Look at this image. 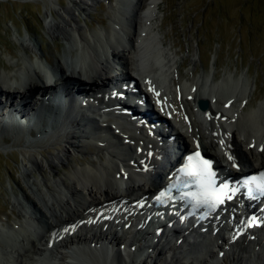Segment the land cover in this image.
I'll return each instance as SVG.
<instances>
[{"label": "bare ground", "instance_id": "bare-ground-1", "mask_svg": "<svg viewBox=\"0 0 264 264\" xmlns=\"http://www.w3.org/2000/svg\"><path fill=\"white\" fill-rule=\"evenodd\" d=\"M40 1L48 9L47 35L62 38L67 48L53 59L39 39L18 35V46L28 59L13 63V71L0 66V129L21 140L24 136L12 131L19 128L34 139L13 141L22 149L23 185L18 187L20 196L11 200L18 223L14 221L11 230L7 226L6 232L13 238L0 229V264H108L110 258L117 264H224L225 259L227 264H264V227L251 233L252 241L241 238L235 243L218 235L199 236L194 229L187 235L186 230L162 231L159 237L154 230L140 231L147 245L135 250L137 240L125 227L127 219L119 227L121 235L109 228L82 227L72 239L52 241L55 231L59 236L71 222L88 219L91 208L157 190L155 183L163 176L156 157L164 158L165 148L153 142L144 126H136L132 116L116 110L119 101L111 97L107 85L134 73L154 111L161 109L171 118L172 123L163 122L162 128H170L177 148L202 147L227 172L232 164L229 155L245 168L264 167V102L248 107L254 89L247 76L234 80L227 74L217 81L215 57L209 71L195 75L200 59L195 54L196 62L190 59L191 76L184 75L187 80L181 83L183 58L176 61L177 54L154 23L159 0H102L110 5L109 27L97 21L104 27L100 32L83 26L79 15L90 16L101 0H68L67 6L61 0ZM96 89L105 96L88 98ZM58 93L61 106L53 99ZM75 93L83 94L89 107L72 99ZM201 100L208 102L204 111L197 108ZM139 107L134 106L135 114ZM88 147L95 161L85 158ZM75 158L88 168L60 173ZM89 232L92 238L84 236Z\"/></svg>", "mask_w": 264, "mask_h": 264}, {"label": "rangeland", "instance_id": "rangeland-1", "mask_svg": "<svg viewBox=\"0 0 264 264\" xmlns=\"http://www.w3.org/2000/svg\"><path fill=\"white\" fill-rule=\"evenodd\" d=\"M108 1H100L90 10V16L79 15L80 23L83 26L86 23L91 30L100 32L104 27L99 26L97 21L102 20L108 28ZM61 2L64 6L68 5V0ZM46 11L48 9L40 0H0L2 68L8 67L13 71V63L21 65L24 58L28 59L18 46V35H27L33 41L39 39L45 54L53 59V54L64 55L67 45L63 39L59 37L53 40L47 35L44 22ZM155 18L154 23L159 26L165 44L170 45L172 52L178 56L176 61L180 62L182 59L179 58H183L182 66L179 67L181 83L191 76L193 63L190 59L195 54L200 58L199 63L196 62L197 57L192 58L196 62L195 75H201L203 70L209 71L212 58L215 57L217 81L223 80L227 74L232 75L234 80L241 75L247 76L250 87L254 89L248 107L256 108L264 102V0H159ZM12 131L17 135L22 134L24 138L20 140L16 135L11 138L8 131L0 129V229L6 230H11L14 221L18 223L14 217V214L17 216V210L11 206V200L15 195L20 196L18 187L23 185L22 149L13 141H34L19 128ZM90 150L88 147V156L85 158L95 161V155ZM77 157L83 159L81 155ZM81 159L75 158L67 171L61 167L60 173L69 174L76 167L88 168L89 165L83 164ZM112 260L110 262L116 263ZM224 264H227L226 259Z\"/></svg>", "mask_w": 264, "mask_h": 264}, {"label": "snow or ice", "instance_id": "snow-or-ice-1", "mask_svg": "<svg viewBox=\"0 0 264 264\" xmlns=\"http://www.w3.org/2000/svg\"><path fill=\"white\" fill-rule=\"evenodd\" d=\"M158 95V94H157ZM264 151V149H261ZM229 161H233L234 158L229 155L228 156ZM194 162V163H193ZM234 167H237L235 163H233ZM184 172L186 175L191 177L194 180H200L201 182L207 179L209 181V184H211V177L213 173L211 172V164L207 160H204L200 157L199 151L195 153L194 156L189 157V166L188 168L184 169ZM245 184H255L256 188L264 194V172H261L258 176L253 177L249 180L245 181ZM229 189V185L225 184L222 189H220L219 193H217L214 196V204L213 207L215 206V203H222L223 202V197L227 193V190ZM233 192L236 190L233 189Z\"/></svg>", "mask_w": 264, "mask_h": 264}, {"label": "water", "instance_id": "water-1", "mask_svg": "<svg viewBox=\"0 0 264 264\" xmlns=\"http://www.w3.org/2000/svg\"><path fill=\"white\" fill-rule=\"evenodd\" d=\"M199 107H200L202 110H204V109L207 108V105H206V103H204V102H199Z\"/></svg>", "mask_w": 264, "mask_h": 264}]
</instances>
